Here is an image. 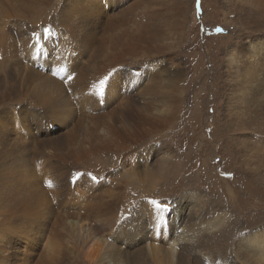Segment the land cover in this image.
<instances>
[{
    "label": "rangeland",
    "instance_id": "rangeland-1",
    "mask_svg": "<svg viewBox=\"0 0 264 264\" xmlns=\"http://www.w3.org/2000/svg\"><path fill=\"white\" fill-rule=\"evenodd\" d=\"M29 1L0 0V224L10 217V237L18 234L15 223L31 233L39 226L42 237L29 264L53 254L54 243L64 264H173L165 211L151 201L184 206L193 194L201 198L193 210L208 222L228 219L209 244V263L201 264H260L252 244L264 222V183L257 181L264 177V90L253 104L245 98L238 104L235 86L254 79L244 73L243 50L248 40L264 39V17L251 20L236 0H200L199 13L196 0H185L180 16L171 10L175 0H161L168 7L141 0H39L35 7ZM228 18L235 30L245 31L231 32ZM229 50L236 61L227 59ZM33 51L37 59L26 62L23 56ZM56 52L61 62L79 56L91 85L109 77L94 108L67 83L64 92L49 89ZM93 53L96 58L87 62ZM103 56L111 60L101 63ZM56 103L75 114L54 118ZM228 107L238 109L235 118ZM79 120L93 137L105 125L124 127L126 136L118 131V137L127 148L102 147L78 165H59L50 143L66 140L63 133ZM50 128L55 132L44 135ZM16 167L33 169L34 176L18 179ZM8 183L30 187L44 199L29 215L25 202L12 204L17 195L8 194ZM86 200L94 228L89 239L71 227ZM181 223L172 225L181 230ZM93 235L106 241L89 255ZM144 237L149 248L136 244Z\"/></svg>",
    "mask_w": 264,
    "mask_h": 264
},
{
    "label": "bare ground",
    "instance_id": "bare-ground-1",
    "mask_svg": "<svg viewBox=\"0 0 264 264\" xmlns=\"http://www.w3.org/2000/svg\"><path fill=\"white\" fill-rule=\"evenodd\" d=\"M154 1H156L157 4H161L163 7L166 5L165 4L166 0L165 1L141 0L140 3L146 4V3H152ZM236 1L239 3L237 10L240 13L245 15L247 12L248 17L251 20L254 18V15H256L261 21L263 20L261 16L264 17V0H236ZM29 2L33 7L38 6L40 3L39 0H36V1L30 0ZM172 4L174 5V9H171V10H174L173 14H176L179 16L184 14V11H185L184 7L186 5L185 0H175L174 3ZM167 5L166 7H168ZM135 7H137V5ZM35 9H38V8H35ZM154 13L152 14V16L155 15ZM246 22L249 23L247 20ZM147 26L149 25L147 24ZM228 26H229V30H232V28L234 29L231 31L234 34L237 31L241 33L245 31L244 28L241 29L239 27L238 28L236 27L237 29L235 30V27L230 24L229 18H228ZM2 44H3V40H2V36H0V48L1 49H3ZM247 48H248V51L245 49L243 50V52L244 53L247 52V54L245 55V58L242 57L244 58V64L242 66H244L245 68L244 73L253 74L252 77L254 79L250 82L247 81L246 79H243V82H241L240 85L235 86V91H238L241 93L240 95L235 96V101L238 104H240L241 103L240 100L244 98L246 99L247 103L249 102L250 104L251 103L253 104L258 98L259 94H262L264 90V39L254 40V41L248 40ZM0 52H2V54L5 53L4 50H1ZM34 54H35V51L28 53L27 55L23 56V59L28 63H32L33 61L37 59V56ZM86 55L87 54L85 53L84 56ZM59 58H60L59 54L58 52H56L55 60L51 62L52 64L51 70L53 71L55 77L52 78L50 85H49V89L58 91L63 88L62 86L65 87L64 84L67 83L70 89L75 90L76 88H78L79 93L82 92V94L78 95L77 97L81 96L83 99L82 100L83 102L85 100L87 102L89 101L90 104L86 106L90 108H94L98 104V97L100 95H97L96 90L92 91L91 82L86 78V70H87L86 67L88 65L85 66V68L81 71V68L84 66L83 65L84 61L83 63L80 64L79 59L81 58L79 56H77L78 59L76 57H72V55L71 56L68 55V57L65 56L62 62L59 61ZM95 58H96V54L93 53L91 55V58H84V59L87 62H89L90 60L95 59ZM114 58L115 57H113L112 60ZM65 59H66V62H65ZM227 59L229 61L230 60L236 61V58L233 56V52L231 50L228 51ZM43 60H45V57L41 56L39 61H43ZM110 60L111 59L109 58V56L107 57L103 56L100 62L107 63ZM242 61L243 59L240 62ZM245 63H248V65ZM110 66L111 64H108V67ZM30 72L32 73V71ZM29 76H32V74L31 75L28 74V77ZM69 76L73 77V79L70 82L67 80ZM95 76H96V73H95ZM74 77L77 79H74ZM110 87H111V90L115 94H117V89L112 82L110 84ZM62 91L64 92L63 89ZM86 91H89V96L87 98L84 97V94L86 93ZM60 94L61 93H59V95L54 94L55 97L53 95L52 98L54 97L56 101V98L58 99ZM59 102H61V100H59ZM244 105H247V104L245 103ZM54 106L55 107L53 110V116L56 119L61 115L62 116L68 115L69 117H71L72 114H75L73 113L71 109L63 108L57 103L56 105L54 104ZM63 106H66V104L64 103ZM228 108H229V113L235 115L233 117L235 118L236 114H238V109L233 108V107H228ZM73 118L74 117H72V119ZM68 127H70V129H68L67 132L63 133V134L66 133L67 135L66 140L59 139L57 141L56 140L51 141L50 143V147L53 149L51 156L55 158V162L58 163L59 165H62L65 163H74L78 165L81 162H83L90 154L97 152V150H99L102 147L110 146V147H114L117 149H126L128 146L125 144L126 141L122 142V139L118 137V131L120 132L121 136H124V137L126 136L124 133H122V130L124 129V127L122 128V130H119L118 128L114 127L111 124L109 126L105 125L102 129V135H96L95 137H93L92 134H90L86 129H83V125L80 120L74 123L73 125L71 123V125H69ZM54 132L55 131L51 128L46 129L44 132V135L53 134ZM18 157L19 156H17V158ZM19 161H21V159H19ZM22 161H25V159H22ZM242 162H244V164L247 165V154L243 157ZM260 165H261L260 163L257 164V168H260ZM17 167L15 168L16 171L14 170L15 171L14 174L16 175L18 179H24L27 181L34 176L33 169H31L30 172H23V171L20 172V169H18ZM47 180H48V177H47ZM257 181L263 184L264 177H261V175H259V178ZM8 184H9L8 194L17 195L15 196V199H14L15 201H13L12 204L15 205L16 202H25V209L29 215L31 213L32 208H35L36 206H38L40 200L44 199V197H42L41 195L35 194V192L30 187L14 188L11 186V183H8ZM188 198L189 200H187ZM186 201L187 202L184 204V206L182 205L177 206V204L180 203L178 201L176 203L175 201L171 202L170 205L167 206V211H165V213L163 214L164 218L167 217V231H169L170 233V238L166 241L169 244L167 246V251L170 257V261L173 264H201L203 263L204 260H206L209 263L210 261L209 259L210 251L208 249L209 244L215 240V237H218L220 234L222 235L223 233L222 228L228 222V219L225 218L226 215H221L220 217L217 218V220H212L208 222L207 219L203 217L201 213L198 212V210H193L194 207L199 208L200 206L201 198L199 196H196V194L190 195V197L187 196ZM89 205L90 204L87 200L83 202L82 204L78 205L81 208V211L78 213L76 217L77 221L73 220L75 224L71 225V227L77 225L78 227L83 229L84 236L85 238H88V239L91 238V232L93 233V229H94L92 225V220L90 216L88 215V213L86 212V208ZM100 211H101V208L98 207L96 212H100ZM9 218L10 217L3 218L2 224H0V264H29V256L32 255L31 249L36 245L35 243L36 239L37 238H39V240L41 239L42 231L38 229L39 226H37L36 231H34L33 233H31L32 230L27 232L21 229L18 223H15L16 229L18 230L17 232L19 235L14 232V236L10 237L9 235H7V231L9 229L6 226L8 224H11L10 221H8ZM177 219L182 220L181 230L175 226L173 227L172 225L173 222H175ZM85 221H88L89 223L86 225L83 224V222ZM261 221H264V220H261ZM259 226L263 228V232L260 231L258 237H256L253 240L252 249L256 253L257 260L259 261V263L264 264V222L261 223ZM199 227H201V229L204 230L203 234H199L197 232ZM256 233L257 232L255 231L252 237H254ZM107 235L108 234H104L101 236L107 237ZM93 236H94L95 242L92 245L91 249L88 251L89 255L94 254L95 252H99L102 248L103 243L106 241L105 237L103 238L101 236L99 237L95 235ZM147 237L149 238V236ZM147 237L140 238V240L136 242V244L140 243L141 245H143V248L148 247L147 242L149 241V239ZM15 240H17L18 242H15ZM120 244L123 245L124 243H120ZM122 245L121 246L116 245V247L118 249H124V248H121ZM63 261H64V258L59 252V246L57 243H54V253L48 256L40 257L38 264H64ZM224 264H228V262L225 261Z\"/></svg>",
    "mask_w": 264,
    "mask_h": 264
},
{
    "label": "snow or ice",
    "instance_id": "snow-or-ice-1",
    "mask_svg": "<svg viewBox=\"0 0 264 264\" xmlns=\"http://www.w3.org/2000/svg\"><path fill=\"white\" fill-rule=\"evenodd\" d=\"M196 3H197V12L199 13L200 11V0H196ZM216 31L217 32H223V28H220V27H217L216 28ZM44 32L47 33L48 32V29L45 28L44 29ZM33 35H35V30H33ZM73 79L72 76H69L67 78V80L70 82L71 80ZM109 80V77L108 76H105L103 79H101L97 84H93L92 87L96 90V93L97 95H100V96H104L105 93H106V84ZM93 179H95V177H93ZM50 186V185H49ZM152 204H156L157 205V208L160 209L162 207V210L163 211H167V206L164 205V206H161L160 204H157L156 201H151Z\"/></svg>",
    "mask_w": 264,
    "mask_h": 264
}]
</instances>
